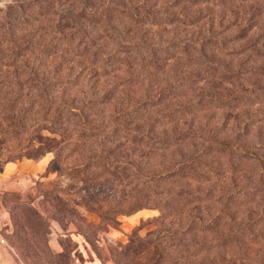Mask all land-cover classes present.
Instances as JSON below:
<instances>
[{
  "label": "trees",
  "instance_id": "1",
  "mask_svg": "<svg viewBox=\"0 0 264 264\" xmlns=\"http://www.w3.org/2000/svg\"><path fill=\"white\" fill-rule=\"evenodd\" d=\"M263 108L264 0L0 5V135L8 133L7 125L30 130L42 117L52 132L82 148L81 163L64 169L72 179L81 172L92 176L83 179L86 186L111 183L116 192L122 187L119 198L110 200L113 208L93 205L101 217L93 233L79 226L90 242L118 226L121 214L145 206L162 211L155 229L141 237L137 228L128 246L113 253H153L142 264H264V203L255 202L264 187V131L251 133L264 121L257 114ZM46 139L30 156L54 151L51 172L62 168L67 141ZM243 165L257 186L250 177L241 184L226 181ZM188 180L199 184L194 192ZM157 183L166 196L151 204L161 195ZM42 190L51 219L67 227L80 215L56 189ZM129 195L135 199L127 200ZM87 200L91 195L83 198L91 209ZM238 204L249 206L241 222L234 217ZM31 211L17 223L22 246L31 253L51 251L46 240L42 250L36 239L38 221L46 227L47 221L36 208Z\"/></svg>",
  "mask_w": 264,
  "mask_h": 264
},
{
  "label": "rangeland",
  "instance_id": "2",
  "mask_svg": "<svg viewBox=\"0 0 264 264\" xmlns=\"http://www.w3.org/2000/svg\"><path fill=\"white\" fill-rule=\"evenodd\" d=\"M6 1L3 0L0 5L4 6ZM257 108L258 106L253 108L252 112ZM235 113L241 114L242 111L236 110ZM260 113L264 114V108L257 114L261 115ZM34 114H32V117L36 116ZM262 118L264 117L262 116ZM42 119V117L36 118L30 130L25 125L23 127L19 124L14 126L7 125L8 133L0 135V205L4 206L10 217L11 224L8 226L9 231L7 232L9 238L6 237V240L7 244L12 248L13 255L18 264H118L116 258L123 264H142L153 253L148 250L139 252L140 249L131 250L127 248L126 253H113V249L120 250L121 245L128 246L130 235L137 228H141L139 230L141 237H145L149 231L155 229L157 227L156 219L162 214L161 209L157 206H145L135 212L121 214L118 216V226H110L107 230L100 231L96 235V239L92 236L93 241L91 242L87 240L79 231V226H82L86 230L89 229L93 233L95 226L101 223V217L93 205L99 207L104 204L105 207L110 205L113 208L115 205L114 199L119 198L122 187L117 186L119 191L116 192L111 183L104 186H89V184L86 186L83 179L92 178V176H84L81 172L78 178L72 179L64 169L71 167L75 163H81L82 148L76 145L74 140L68 142L69 139L66 140V137L52 132L48 128L50 126ZM28 122L31 123V120ZM111 125V123H108L107 128H111ZM232 125L233 123L230 122L229 127H227V134L232 133L230 130ZM261 127L264 131V121L256 123L251 133L254 134L255 130H260ZM47 137L65 138L63 141H67L65 143L67 147L62 152L63 160L60 163L62 168L58 165L53 166L51 172H48V168L56 156L54 151L46 152L43 156L37 158L30 156L32 153H35L34 149L48 143ZM222 159L225 160L226 157L222 156ZM205 161L207 160H203V162ZM12 163L21 165L22 170L6 173V167ZM38 164H44V168H40L41 166H38ZM246 169L250 168L243 165L242 171L237 170L236 173L230 172L226 174L228 176L226 181L228 182L233 178L235 182L241 184L244 179L250 177L253 183H255V174ZM188 181L191 183L190 192H194L195 187L199 184L191 180ZM157 184L159 185L157 190L161 192V195L150 198L151 204L166 196L164 185L161 183ZM255 185L257 186L258 183L256 182ZM148 186L156 188L152 183ZM42 189H56L63 198L69 200L79 210L80 215L73 217L67 227L63 226L58 220L51 219L53 209L44 196ZM126 190L123 186V191ZM259 190L255 197V202L264 203V187ZM90 195L91 200L87 201L90 203L91 209L83 201L85 196L89 197ZM138 196L140 195H136L135 198ZM111 198L114 199L110 201ZM135 198L129 195L127 200L132 201ZM104 199H107V202ZM31 208H36L47 221V227L43 225V221H38L37 227L39 224H42V231L39 237L36 236V239L41 241L39 245L42 250L45 248L43 243L46 240L51 251H47L45 248L46 251L31 253L30 249H26L28 246L24 245V248L22 246L24 243L22 244L21 234L18 235L16 227L18 222L20 224L21 217L25 213L29 216L32 215ZM248 208L247 204H238L237 213L234 215L237 221H242V217L245 216ZM188 214V209L183 211V221L187 220ZM252 229L255 234L260 232L259 228ZM45 231L47 232L46 236L43 234ZM67 237H70V241L65 240ZM254 241L256 242V240ZM66 244L69 245L68 253H60L65 250L64 245ZM254 244L249 245L255 249L258 246ZM36 246L38 245L36 244ZM226 249L230 253L232 246H228ZM120 254H123L124 257L119 258Z\"/></svg>",
  "mask_w": 264,
  "mask_h": 264
},
{
  "label": "crops",
  "instance_id": "3",
  "mask_svg": "<svg viewBox=\"0 0 264 264\" xmlns=\"http://www.w3.org/2000/svg\"><path fill=\"white\" fill-rule=\"evenodd\" d=\"M21 164V163H20ZM40 168H44V164H38ZM22 170L19 164H8L6 167V173H11L13 171ZM11 224L10 217L3 205H0V225L3 230L6 229ZM12 248L9 244H0V264H18L15 256L13 255Z\"/></svg>",
  "mask_w": 264,
  "mask_h": 264
},
{
  "label": "built area",
  "instance_id": "4",
  "mask_svg": "<svg viewBox=\"0 0 264 264\" xmlns=\"http://www.w3.org/2000/svg\"><path fill=\"white\" fill-rule=\"evenodd\" d=\"M0 244H7L6 236L3 232V228L0 225Z\"/></svg>",
  "mask_w": 264,
  "mask_h": 264
}]
</instances>
